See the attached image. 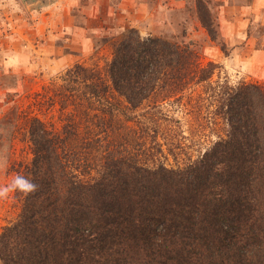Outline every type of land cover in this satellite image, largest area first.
I'll return each instance as SVG.
<instances>
[{
	"label": "trees",
	"instance_id": "1",
	"mask_svg": "<svg viewBox=\"0 0 264 264\" xmlns=\"http://www.w3.org/2000/svg\"><path fill=\"white\" fill-rule=\"evenodd\" d=\"M114 46L39 93L61 124L29 121L33 156L13 167L39 189L16 193L0 264H264V84L214 81L192 42L134 27ZM196 85L192 111L218 131L194 158L165 106Z\"/></svg>",
	"mask_w": 264,
	"mask_h": 264
},
{
	"label": "rangeland",
	"instance_id": "2",
	"mask_svg": "<svg viewBox=\"0 0 264 264\" xmlns=\"http://www.w3.org/2000/svg\"><path fill=\"white\" fill-rule=\"evenodd\" d=\"M262 1L257 2L258 8ZM254 2L43 0L28 6L23 0H0V147H6L8 153L7 168L0 173V184L16 176L18 164L33 156L31 117L40 116L61 124L58 107L50 108L39 93H44L47 85L61 82V76L76 63L104 66L113 57L116 39L128 28L139 29L143 36L192 42L203 63L221 64L213 76L214 81L229 79L233 84L241 81L264 84V54L255 53L257 49L264 50V8L257 11ZM201 16L212 23L216 39L211 37ZM72 18L76 19L77 26L89 29L87 36L92 39L94 48L90 52L81 50L71 62L60 60L63 52H55V45L66 41L75 46L81 44L67 40L73 34L69 27ZM80 32L85 33L79 28L78 35ZM202 89V85H196L193 96L189 91L182 101L165 106L171 115L181 120L188 136L185 140L189 145L188 153L194 158L217 138L218 131L208 127L201 129V119L196 110L192 111ZM186 159L183 154L178 160L169 155L167 162L176 165ZM20 206L16 193L0 201V232L18 216Z\"/></svg>",
	"mask_w": 264,
	"mask_h": 264
},
{
	"label": "crops",
	"instance_id": "3",
	"mask_svg": "<svg viewBox=\"0 0 264 264\" xmlns=\"http://www.w3.org/2000/svg\"><path fill=\"white\" fill-rule=\"evenodd\" d=\"M258 1H260V0H255V2H254L255 9L257 11H261L264 8V1H262L263 3L261 2L262 4L259 8H258V3H257ZM225 25H227V23ZM69 27H70L71 33H73V34H71V36L69 38L67 37V40H74V41H77L78 43L81 42V44L79 45L80 47L75 46L74 44H67V41H66V43H64L62 45H55V47H56L55 52H59V53H60V51L63 52V56L60 57V60L68 59L69 61L72 62L73 60H75L76 55L79 52H81V50H85V52H90L91 50H93L94 47H93L92 39L87 36L89 33V29L77 26L76 25V19H74V18L70 19ZM79 28H81L82 31L85 33L80 32L78 35L77 30ZM234 39H236V37ZM259 52L264 54V50L261 48L257 49L255 51L256 55Z\"/></svg>",
	"mask_w": 264,
	"mask_h": 264
},
{
	"label": "clouds",
	"instance_id": "4",
	"mask_svg": "<svg viewBox=\"0 0 264 264\" xmlns=\"http://www.w3.org/2000/svg\"><path fill=\"white\" fill-rule=\"evenodd\" d=\"M8 153L6 147H0V173L7 168ZM39 185L24 175H16L7 183L0 184V201L7 200L13 193L25 196L38 191Z\"/></svg>",
	"mask_w": 264,
	"mask_h": 264
},
{
	"label": "water",
	"instance_id": "5",
	"mask_svg": "<svg viewBox=\"0 0 264 264\" xmlns=\"http://www.w3.org/2000/svg\"><path fill=\"white\" fill-rule=\"evenodd\" d=\"M23 1H24V3H25L26 5L31 6V5H33V4H37V3H39V2H42L43 0H23Z\"/></svg>",
	"mask_w": 264,
	"mask_h": 264
}]
</instances>
